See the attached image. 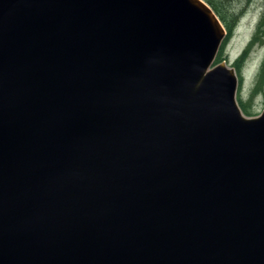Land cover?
Segmentation results:
<instances>
[{"label":"water","instance_id":"95a60500","mask_svg":"<svg viewBox=\"0 0 264 264\" xmlns=\"http://www.w3.org/2000/svg\"><path fill=\"white\" fill-rule=\"evenodd\" d=\"M203 0H0V264H264V108Z\"/></svg>","mask_w":264,"mask_h":264},{"label":"rangeland","instance_id":"374dc122","mask_svg":"<svg viewBox=\"0 0 264 264\" xmlns=\"http://www.w3.org/2000/svg\"><path fill=\"white\" fill-rule=\"evenodd\" d=\"M240 4H242L241 1L236 2V4L234 3L231 9L238 10L241 7ZM263 15L264 0H253L243 5L242 10L239 11V15L235 20L236 23L232 36L224 45L221 52L222 56L227 55L225 64L228 67H231L232 58L238 54L246 40L251 36L258 19ZM262 53L263 49H260V46H256L253 53L239 68L242 79L240 82L238 81L236 95L238 97L240 96L239 98L253 111L254 114L252 116L258 115L264 108V85L263 88H260L259 85L255 84ZM238 97H236V100Z\"/></svg>","mask_w":264,"mask_h":264},{"label":"trees","instance_id":"16d2710c","mask_svg":"<svg viewBox=\"0 0 264 264\" xmlns=\"http://www.w3.org/2000/svg\"><path fill=\"white\" fill-rule=\"evenodd\" d=\"M206 2L215 15L219 18V20L225 24L226 28L230 30L236 23V18L239 15V10L242 9L244 3H246L248 0H203ZM239 1L242 2V7H240L238 10H233L231 9L232 5L236 2L238 3ZM258 31H260L262 34H264V15L261 17L260 24L258 26ZM219 62V55H216L214 63ZM256 85H259L260 88H263L264 85V62L263 65L260 67V72L258 73V77L255 81ZM238 97V96H237ZM238 105L242 111L243 114L247 116H252L254 113L253 111L249 108L244 101H242L239 97L237 98Z\"/></svg>","mask_w":264,"mask_h":264},{"label":"flooded vegetation","instance_id":"af4514ba","mask_svg":"<svg viewBox=\"0 0 264 264\" xmlns=\"http://www.w3.org/2000/svg\"><path fill=\"white\" fill-rule=\"evenodd\" d=\"M252 1L253 0H248L247 2L249 3ZM241 7H242V5H241ZM241 10L242 9H240L239 11H241ZM260 21H261V17L258 19L251 36L246 40L245 44L240 49L238 54L236 56H234L231 60V67L235 70V73L237 75V79L239 82L242 79V77L239 73V68L249 58V56L253 53V50L256 46H260V49H263V53H262L261 59L259 61V69H258L257 74H256L257 77H258V73L260 72V67H261V65H263V62H264V34H262L260 31H258V26L260 24ZM222 25L225 28V36L221 42V45H220V48H219L217 54L219 55V61H223L226 63L227 55L222 56L221 52H222V48L224 47V45L231 38L235 25L230 30H228V28H226L225 24L222 23ZM257 77H256V79H257ZM236 97H237V95H236Z\"/></svg>","mask_w":264,"mask_h":264}]
</instances>
